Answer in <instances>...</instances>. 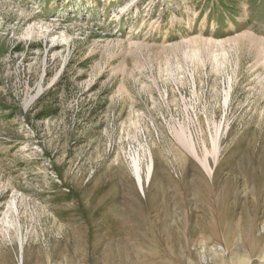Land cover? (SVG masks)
Segmentation results:
<instances>
[{
	"label": "rangeland",
	"instance_id": "obj_1",
	"mask_svg": "<svg viewBox=\"0 0 264 264\" xmlns=\"http://www.w3.org/2000/svg\"><path fill=\"white\" fill-rule=\"evenodd\" d=\"M0 264H264V0H0Z\"/></svg>",
	"mask_w": 264,
	"mask_h": 264
},
{
	"label": "bare ground",
	"instance_id": "obj_2",
	"mask_svg": "<svg viewBox=\"0 0 264 264\" xmlns=\"http://www.w3.org/2000/svg\"><path fill=\"white\" fill-rule=\"evenodd\" d=\"M137 175H138V179H139V181H140V176H139V174L137 173Z\"/></svg>",
	"mask_w": 264,
	"mask_h": 264
}]
</instances>
